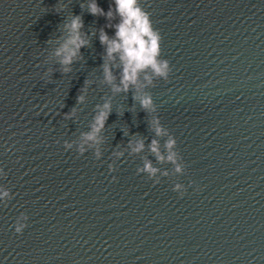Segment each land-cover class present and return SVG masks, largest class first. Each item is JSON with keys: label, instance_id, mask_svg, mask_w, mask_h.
<instances>
[{"label": "water", "instance_id": "water-1", "mask_svg": "<svg viewBox=\"0 0 264 264\" xmlns=\"http://www.w3.org/2000/svg\"><path fill=\"white\" fill-rule=\"evenodd\" d=\"M111 3L97 0L105 12ZM141 6L171 66L146 91L177 141L182 175L147 150L112 156L133 134L146 145L153 138L139 105L117 113L132 107V91L113 98L101 159L76 150L95 105L111 95L100 83L105 17L91 15L87 0H0V184L13 194L0 204V264H264V0ZM71 15L91 43L65 74L48 41ZM65 141L76 143L66 150ZM142 156L169 175L138 174ZM21 213L27 227L17 234Z\"/></svg>", "mask_w": 264, "mask_h": 264}, {"label": "clouds", "instance_id": "clouds-1", "mask_svg": "<svg viewBox=\"0 0 264 264\" xmlns=\"http://www.w3.org/2000/svg\"><path fill=\"white\" fill-rule=\"evenodd\" d=\"M84 7V5H81ZM88 12L93 16H103L108 23L99 29L98 39L104 52L103 63L100 65L102 79L100 83L107 85L111 95L102 97V103L95 105L92 122L88 131L81 132L78 143L64 142L66 150L72 149L76 143V150L83 155L89 149L93 150L97 160L103 156L102 145L105 142V124L109 115L113 111V98L132 91L134 101L131 108L119 105L117 113L123 115L127 111L134 112L136 106L148 114L149 131L153 133L150 143L145 144L146 137L133 134L125 147L114 150L112 156L120 159L125 155H139L147 150L159 164H171L172 174L182 175L184 165L176 151L177 141L169 131L161 124L156 115L157 109L152 95L146 89L153 87L156 80H167L171 72V66L167 59L161 58V34L155 29L150 14L141 6V0H112L108 11L99 7L97 0H87ZM116 21L113 23L112 21ZM83 20L79 15H71L62 25V34L48 43L53 45L52 56L55 62L60 65V70L67 74L72 72V65L83 59L81 49L90 46L89 34L82 31ZM105 28L113 29L110 36ZM96 31L91 32V36H96ZM93 80H86L81 94L77 97V104H83L86 100L88 87ZM74 107L70 113L66 114V119H71L76 115ZM124 136L129 135L128 129H122ZM163 145L161 138H165ZM163 147V151L161 150ZM142 166L137 168L138 174H147L149 179L159 181L161 176L167 177L169 171L161 170L154 166L153 160L142 156ZM109 172L115 170L114 164L108 165ZM6 173L0 168V177ZM115 179V177H113ZM172 190L183 195L184 185L175 183ZM12 193L3 184H0V204L6 206L7 201L12 199ZM28 217L21 213L17 217L14 230L21 234L27 227Z\"/></svg>", "mask_w": 264, "mask_h": 264}]
</instances>
